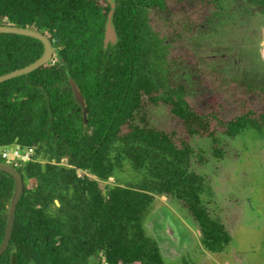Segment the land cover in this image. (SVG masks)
Returning a JSON list of instances; mask_svg holds the SVG:
<instances>
[{
  "label": "trees",
  "instance_id": "trees-1",
  "mask_svg": "<svg viewBox=\"0 0 264 264\" xmlns=\"http://www.w3.org/2000/svg\"><path fill=\"white\" fill-rule=\"evenodd\" d=\"M114 1L117 40L104 48L105 0H0V24L44 33L54 59L0 82V148H35L18 167L23 190L0 264H171L145 226L155 194L179 203L208 251L230 241L203 198L210 188L199 170L208 158L192 140L211 141L216 156L222 139L264 131V77L200 69L194 57L192 76L202 90L190 93L172 70V41L190 36L221 0ZM253 1L264 13V0ZM159 20L169 21L163 42ZM42 52L34 37L0 32V74ZM69 77L83 96L86 122ZM162 104L178 129L150 122L148 106ZM126 168L142 175L138 184L117 182ZM110 177L115 183L101 187ZM13 188V177L0 170V242Z\"/></svg>",
  "mask_w": 264,
  "mask_h": 264
},
{
  "label": "rangeland",
  "instance_id": "rangeland-1",
  "mask_svg": "<svg viewBox=\"0 0 264 264\" xmlns=\"http://www.w3.org/2000/svg\"><path fill=\"white\" fill-rule=\"evenodd\" d=\"M168 25L169 21L159 20L162 42ZM171 44L172 70L192 87L190 93L202 90L192 76L194 57L200 69L214 68L240 80L264 77V13L253 0H221L215 14L206 15L190 36L176 38ZM185 47L191 52H185ZM148 114L156 127H179L167 105L148 106ZM192 143L208 158L199 170L210 188V195L203 198L210 213L223 223L230 241L219 252L208 251L201 244L196 224L179 203L161 194L154 195L145 222L148 233L171 264H264V131L247 129L234 139H222L216 156L211 141L193 139ZM141 178L126 168L118 174L117 182L136 185ZM115 181H100V185Z\"/></svg>",
  "mask_w": 264,
  "mask_h": 264
},
{
  "label": "water",
  "instance_id": "water-1",
  "mask_svg": "<svg viewBox=\"0 0 264 264\" xmlns=\"http://www.w3.org/2000/svg\"><path fill=\"white\" fill-rule=\"evenodd\" d=\"M110 4V8L107 12L106 22H105V28H104V37H103V46L106 48L108 44H115L117 40V33L116 30L112 24V18L114 15V9H115V1L114 0H105ZM0 32L5 33H16V34H22L27 35L30 37H34L38 40H40L43 44V52L42 54L33 62L21 67L14 69L10 72L0 74V82L8 80L10 78H13L15 76L28 73L32 69L36 68L37 66L42 65L44 62H46L48 59H51L52 53H53V46L49 38L42 32L29 28V27H20V26H13L8 24H0ZM68 82L70 84V87L72 91L74 92L75 100L78 104H80L83 108V120L84 122L87 121V108L85 107L84 99L78 88L76 87V84L74 81L69 77ZM0 170L6 171L9 173L14 180V188L12 192V196L10 199V203L7 210V216H6V224L4 229L3 238L0 242V255L5 251L7 248L11 234L12 229L14 225V219H15V211H16V205L20 198V195L23 190V179L22 174L20 170L12 166L4 161H0ZM77 173H80V170L77 169ZM109 179H113V177H110ZM56 203L58 204V201L56 200Z\"/></svg>",
  "mask_w": 264,
  "mask_h": 264
},
{
  "label": "built area",
  "instance_id": "built-area-1",
  "mask_svg": "<svg viewBox=\"0 0 264 264\" xmlns=\"http://www.w3.org/2000/svg\"><path fill=\"white\" fill-rule=\"evenodd\" d=\"M50 60L52 62L54 61L53 58ZM34 152L35 148L33 146H22L18 144L0 148V156L4 162L17 168L32 160Z\"/></svg>",
  "mask_w": 264,
  "mask_h": 264
}]
</instances>
